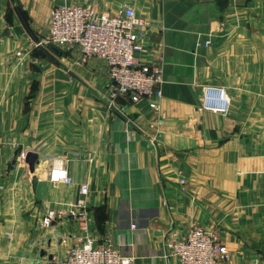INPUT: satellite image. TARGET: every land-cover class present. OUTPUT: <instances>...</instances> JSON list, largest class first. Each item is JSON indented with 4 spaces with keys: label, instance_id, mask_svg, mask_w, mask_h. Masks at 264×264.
<instances>
[{
    "label": "crops",
    "instance_id": "crops-1",
    "mask_svg": "<svg viewBox=\"0 0 264 264\" xmlns=\"http://www.w3.org/2000/svg\"><path fill=\"white\" fill-rule=\"evenodd\" d=\"M76 1L112 12L131 3L144 17V57L163 59L158 109L127 95L110 105L103 58L36 44L51 7ZM212 1L0 0V214L11 210L16 188L2 171L28 168L18 164L22 152L40 159L26 200H38L43 216L67 209L78 183L89 185L85 229L71 217L43 227L38 217L43 231L20 233L30 236L27 258L41 250L38 241L66 252L88 236L137 264H183L164 242L198 224L226 247L224 264H264V0H229L217 19L207 13ZM206 86L227 93L225 111L202 106ZM52 158L74 184L49 180Z\"/></svg>",
    "mask_w": 264,
    "mask_h": 264
},
{
    "label": "built area",
    "instance_id": "built-area-1",
    "mask_svg": "<svg viewBox=\"0 0 264 264\" xmlns=\"http://www.w3.org/2000/svg\"><path fill=\"white\" fill-rule=\"evenodd\" d=\"M144 26V17L136 12L131 3H125L113 12L97 10L77 1L61 3L51 7L47 32L36 40V44L61 49L75 47L82 59L91 55L103 58L108 70L110 105L118 96L127 95L131 100L147 97L148 106L156 110L162 96L163 59L160 53L155 52L144 57ZM208 42L209 39H206L205 43ZM20 53L21 50L16 51L17 55ZM151 94L154 95L152 98L149 97ZM227 104L228 96L222 88H204V108L225 111ZM24 157L25 152H22L17 157L19 163L24 164ZM49 180L74 184L63 161L57 158L51 159ZM177 183L183 187L185 177L180 176ZM77 187L78 196L67 209H46L41 219L43 227H50L55 220L71 217L85 229L89 185L83 181ZM77 239L66 250L62 264H137L135 257L108 241L97 244L88 236ZM164 249L166 253L177 256L183 264H224L228 257V251L216 233L198 224L184 235L172 234L165 240Z\"/></svg>",
    "mask_w": 264,
    "mask_h": 264
},
{
    "label": "rangeland",
    "instance_id": "rangeland-1",
    "mask_svg": "<svg viewBox=\"0 0 264 264\" xmlns=\"http://www.w3.org/2000/svg\"><path fill=\"white\" fill-rule=\"evenodd\" d=\"M228 3L229 0H213L206 6L207 13L208 14L213 13L215 15V18L217 19V17L219 16L221 17L223 12L228 9L227 7ZM43 47L48 49L54 55H57V53L54 52L49 47L47 46H43ZM18 164L20 163L18 162ZM27 169L28 168L20 171L16 170V172L14 171L10 172L6 167L2 171L3 173L6 172L10 173V176L3 178H5V180H11L16 188L12 187L10 194H8L7 196L11 198V204H12L11 210H9L8 209L9 207H7L6 216L0 214L1 215L0 216V246L1 248L6 250V253H4L3 257H1L2 255H0V264H41V262L42 264H50L51 263L50 260L52 258H49V255L53 256V254H55L56 261H58V262H54L53 264H62L65 250L63 251L57 249L55 243L53 246L54 248L49 249L50 250L49 251L48 250L49 246L47 245V242L38 241L39 247H41V250L46 251V255H41V250L38 251L37 253V248L33 249L34 254L36 253L34 259L27 258L26 257L27 255L24 254V247L25 244L29 242L30 236L25 237L24 235H22L21 237L20 233L24 234L25 232L33 231V230L34 231L38 230L39 232L43 231V229L40 228L41 227L39 225L40 221L38 220V217L41 218L43 217V213H42L43 211L42 212L40 211L42 208L41 204L37 202L38 200L34 198H32L31 200H26V199H30V196H32L31 191H29V189L27 188V184H28L27 180L29 174L31 175V173ZM14 210L16 211L17 215L14 214ZM19 239H21V242L18 243L17 241H19ZM16 252L17 253L22 252V256H25L23 262L19 259ZM60 255H62L63 257L59 259L58 256Z\"/></svg>",
    "mask_w": 264,
    "mask_h": 264
},
{
    "label": "water",
    "instance_id": "water-1",
    "mask_svg": "<svg viewBox=\"0 0 264 264\" xmlns=\"http://www.w3.org/2000/svg\"><path fill=\"white\" fill-rule=\"evenodd\" d=\"M49 47L53 48L54 46L50 45ZM24 162L27 165L29 172L33 173L35 165H38L40 163L38 153H36L35 151H26L25 157H24ZM36 182H37L36 178H33L31 180V186H32L33 191H35ZM41 255H46V251L41 250ZM49 258H52V255H49Z\"/></svg>",
    "mask_w": 264,
    "mask_h": 264
}]
</instances>
